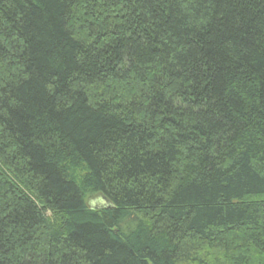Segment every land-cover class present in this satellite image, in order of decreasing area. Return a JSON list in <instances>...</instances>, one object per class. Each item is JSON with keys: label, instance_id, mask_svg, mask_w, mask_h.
<instances>
[{"label": "trees", "instance_id": "16d2710c", "mask_svg": "<svg viewBox=\"0 0 264 264\" xmlns=\"http://www.w3.org/2000/svg\"><path fill=\"white\" fill-rule=\"evenodd\" d=\"M0 264H264V0H0Z\"/></svg>", "mask_w": 264, "mask_h": 264}]
</instances>
